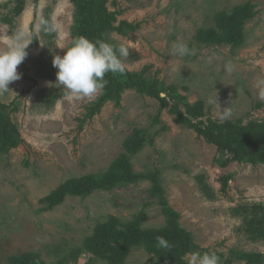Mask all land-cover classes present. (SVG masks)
<instances>
[{
    "label": "rangeland",
    "instance_id": "rangeland-1",
    "mask_svg": "<svg viewBox=\"0 0 264 264\" xmlns=\"http://www.w3.org/2000/svg\"><path fill=\"white\" fill-rule=\"evenodd\" d=\"M248 2L254 16L243 26L240 46L196 39L200 31H216V12ZM107 6L117 21L139 25L126 37L105 34L104 42L128 49L129 55L120 57L125 69L170 89L183 113L187 107L193 113L200 104L203 116L188 115L192 122L227 121L232 132L240 133L235 141L240 137L264 145V105L255 107L264 99L259 83L264 80V0H108ZM80 21L79 9L68 0H0V51L6 48L5 32L22 34L24 42H31L33 32L37 40L17 67L21 78L0 93V104L7 107L0 110V125L9 119L21 140L16 148H0V264L23 255L34 257L26 264H107L83 250L95 225L110 217L127 223L140 216L142 229L165 225L151 194V176L178 213L180 226L200 249L216 253L218 264L228 258L230 264H246L235 260L236 252L264 255V244L247 239L242 217L233 213L264 206V165L234 160L217 166L215 160L223 156L176 123L171 101L161 108L156 99L126 89L117 106L107 101L87 118L103 88L88 99L57 84L53 56L71 47ZM180 41L190 55H173ZM228 62L234 66L231 74L224 70ZM135 132L140 141L129 150L126 143ZM122 156L128 158L132 181L119 179ZM226 175L231 178L223 193L219 179ZM84 177L93 179L90 192L45 208V196L66 180ZM151 260L142 247H132L123 264Z\"/></svg>",
    "mask_w": 264,
    "mask_h": 264
},
{
    "label": "trees",
    "instance_id": "trees-1",
    "mask_svg": "<svg viewBox=\"0 0 264 264\" xmlns=\"http://www.w3.org/2000/svg\"><path fill=\"white\" fill-rule=\"evenodd\" d=\"M33 1L34 4L38 2V0ZM68 1L73 3L81 14V21L77 24V30L74 29L76 36H84L95 43L98 40L104 41L105 34L108 32L126 37L129 33L139 29L138 24L133 25L126 21H117V13L108 10V0ZM253 9L254 5L248 2L230 10L216 12L213 16L216 31L214 29L200 31L197 33L196 39L202 43L214 42L230 44L233 47L240 46L243 41V26L247 20L253 18ZM30 38L32 41L30 44L37 42L35 33L31 32ZM26 51L28 53L29 48ZM24 62L25 60L22 63ZM104 81L106 83L103 87V94L89 108L86 114L87 118L98 114L107 101H114L117 106L120 95L124 90H134L140 95L156 99L161 108L167 107L168 101H171L169 113L174 116L176 123L193 130L205 143L214 146L220 157L223 156L224 159L215 160L217 166L225 168L229 162L234 160L250 165H264V145L252 143L247 141L246 138L242 140L240 137L238 141H235L236 136L240 133L235 130L232 132L229 128L230 122L227 121L224 123L212 120H208L206 123L201 121L199 123L192 122L187 116L202 117V106L199 104L195 107L193 113L187 107L185 113H183L179 109L170 89L160 86L156 80L146 79L143 77L142 72L138 74L125 69L123 75L107 73ZM161 94L164 97H161ZM263 105L264 99L257 102L255 107L260 108ZM0 110H7V107L0 104ZM249 128H251L250 132L254 130L252 125ZM247 135L250 136L251 134L247 133ZM139 141L140 133L135 132L132 138L127 140L126 147L129 150L135 149ZM20 142L17 128L7 119L6 122L0 125V148L8 151L18 147ZM118 162L124 172L119 179L132 181L129 177L128 158L122 156ZM151 178L153 182L151 194H155L158 199L161 214L165 218V225L157 229H142L140 227L141 216L127 223H120L117 219L110 217L106 223L95 225L92 234L83 240V250L85 252L105 261L107 264H123L132 247H142L152 257L150 264H188L185 259L188 253L196 251L203 254L206 252V250L200 249L198 245L193 243L191 235L180 226L179 215L169 206L160 183L153 176ZM230 178L231 175H226L219 179L221 192H225ZM92 186L93 179L90 177L69 179L45 196L42 202L46 205V209L51 210L60 205L66 196L85 195L90 192ZM233 213L242 217V230L247 239L261 241L264 244V206H244L235 209ZM157 236H163L169 242L170 247H160L156 241ZM236 253L235 260L245 261L246 264H263L264 255L261 253ZM33 259L34 257L31 255L16 256L10 259L9 264H26L34 261ZM231 262L230 258L226 261L227 264ZM39 264L43 263L39 262Z\"/></svg>",
    "mask_w": 264,
    "mask_h": 264
},
{
    "label": "clouds",
    "instance_id": "clouds-1",
    "mask_svg": "<svg viewBox=\"0 0 264 264\" xmlns=\"http://www.w3.org/2000/svg\"><path fill=\"white\" fill-rule=\"evenodd\" d=\"M41 24L47 25V22L42 20ZM46 30L51 31L53 28L46 27ZM4 38L6 48L0 51V93L8 91V85L21 78L17 67L25 60L28 54L26 49L32 42H24L25 38L20 33L10 36L5 32ZM172 52L181 58L191 54L188 45L183 41L174 43ZM128 55V49L123 46L116 47L99 40L94 43L84 36H77L62 56H53L52 65L57 69L56 82L75 97L91 99L104 87L107 73H125L120 57ZM224 70L231 74L234 66L228 62ZM259 83L264 84V80ZM215 103L218 105L217 99ZM156 241L162 248L170 247L163 236H157ZM187 256L188 264H218L219 261L214 252H190Z\"/></svg>",
    "mask_w": 264,
    "mask_h": 264
},
{
    "label": "water",
    "instance_id": "water-1",
    "mask_svg": "<svg viewBox=\"0 0 264 264\" xmlns=\"http://www.w3.org/2000/svg\"><path fill=\"white\" fill-rule=\"evenodd\" d=\"M164 96L163 94H161V97Z\"/></svg>",
    "mask_w": 264,
    "mask_h": 264
}]
</instances>
